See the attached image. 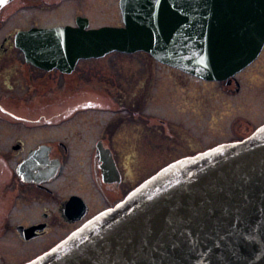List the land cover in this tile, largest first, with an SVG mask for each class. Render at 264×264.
Here are the masks:
<instances>
[{"label":"flooded vegetation","instance_id":"af4514ba","mask_svg":"<svg viewBox=\"0 0 264 264\" xmlns=\"http://www.w3.org/2000/svg\"><path fill=\"white\" fill-rule=\"evenodd\" d=\"M14 1L0 4V24L20 8L63 3L68 15L44 23L26 13L0 36V264L43 252L166 162L264 122V38L221 77L140 49L28 58L21 45L38 42L14 40L18 29L122 22L90 24L89 0Z\"/></svg>","mask_w":264,"mask_h":264},{"label":"water","instance_id":"95a60500","mask_svg":"<svg viewBox=\"0 0 264 264\" xmlns=\"http://www.w3.org/2000/svg\"><path fill=\"white\" fill-rule=\"evenodd\" d=\"M120 25L18 29L28 58L144 50L221 77L264 38V0H118ZM19 264H264V122L231 142L166 162Z\"/></svg>","mask_w":264,"mask_h":264},{"label":"rangeland","instance_id":"374dc122","mask_svg":"<svg viewBox=\"0 0 264 264\" xmlns=\"http://www.w3.org/2000/svg\"><path fill=\"white\" fill-rule=\"evenodd\" d=\"M17 4V1H14ZM93 3L92 7L89 5V9L87 11L88 16L91 19L90 24H101V23H119V12L117 7L115 6V0H89V3ZM24 4V2H23ZM22 5V2L21 4ZM14 7V6H12ZM16 8V6L14 7ZM49 8V7H47ZM54 10L46 9L45 10H36L37 8H31L30 10H26L25 8H20L17 12L13 14L7 15L4 19V22L0 24V36L12 32L15 26H21L22 24H26L29 21L27 20L26 13H32L33 20L40 21L44 23L52 22L55 19L61 20L64 19L68 13L64 11L62 8H65V4L61 3L55 7ZM32 10V11H31ZM11 35L9 36V38ZM109 55H129L126 53H110ZM131 55V54H130ZM134 56H140L138 53H133Z\"/></svg>","mask_w":264,"mask_h":264},{"label":"snow or ice","instance_id":"6c2138e0","mask_svg":"<svg viewBox=\"0 0 264 264\" xmlns=\"http://www.w3.org/2000/svg\"><path fill=\"white\" fill-rule=\"evenodd\" d=\"M5 2V0H0V4H3Z\"/></svg>","mask_w":264,"mask_h":264}]
</instances>
